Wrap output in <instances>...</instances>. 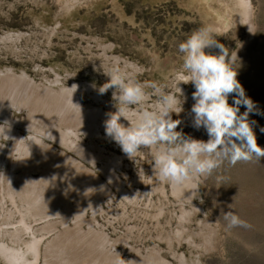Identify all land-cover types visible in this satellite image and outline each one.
<instances>
[{"label":"rangeland","instance_id":"1","mask_svg":"<svg viewBox=\"0 0 264 264\" xmlns=\"http://www.w3.org/2000/svg\"><path fill=\"white\" fill-rule=\"evenodd\" d=\"M202 26L237 51L264 148V0H0V264H264V157L222 158L174 187L153 175L149 149L134 161L105 132L116 109L114 89L98 91L104 72L129 65L145 107L152 85L178 94V45ZM179 87L176 130L207 142L194 86ZM228 211L249 226L229 227Z\"/></svg>","mask_w":264,"mask_h":264},{"label":"clouds","instance_id":"2","mask_svg":"<svg viewBox=\"0 0 264 264\" xmlns=\"http://www.w3.org/2000/svg\"><path fill=\"white\" fill-rule=\"evenodd\" d=\"M216 37L212 26H202L179 43L178 51L183 60L181 69L175 75L179 92H166L152 85L158 98L150 107L144 106L148 97L145 85L129 73V65L121 67L119 61L109 72H104L109 78L108 82L98 88L101 95L114 89L112 99L116 110L106 114V135L132 160L143 149H149L153 175L174 187H182L194 177L211 175L220 166L222 158L234 165L252 156L264 157V148L258 146L248 121L253 102L245 96L237 79L240 67L237 51L230 50ZM180 84H192L195 88L192 93L195 103L191 108L193 126L206 129L209 136L207 142L176 130L181 120H174L173 114L179 116L186 102ZM77 88L78 85L74 84L69 89L75 92ZM233 93L236 98L230 105L228 98ZM241 104L248 111L238 115ZM122 120L127 124L122 123ZM5 124L9 126L6 131H10L9 123L5 121ZM3 125H0V129ZM226 136L233 142L227 144ZM233 138L242 143L237 144ZM224 219L229 222V227L249 226L233 211L224 213ZM117 255L120 257L117 264H136L134 260L125 261Z\"/></svg>","mask_w":264,"mask_h":264}]
</instances>
